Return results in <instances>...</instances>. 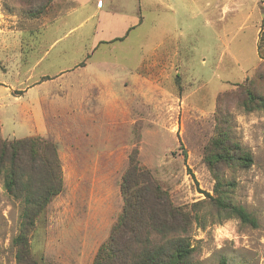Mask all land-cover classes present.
Returning a JSON list of instances; mask_svg holds the SVG:
<instances>
[{
  "label": "rangeland",
  "instance_id": "obj_1",
  "mask_svg": "<svg viewBox=\"0 0 264 264\" xmlns=\"http://www.w3.org/2000/svg\"><path fill=\"white\" fill-rule=\"evenodd\" d=\"M49 2L0 0V143L52 141L62 172L28 232L32 258L92 264L121 213L135 151L195 218L194 262L264 264V0H91L52 21ZM102 31L112 38L97 42ZM248 88L261 97L251 110ZM218 125L251 163L219 162L214 191L205 155ZM218 193L255 225L213 207L207 195ZM21 212L0 175V264H17Z\"/></svg>",
  "mask_w": 264,
  "mask_h": 264
},
{
  "label": "trees",
  "instance_id": "obj_2",
  "mask_svg": "<svg viewBox=\"0 0 264 264\" xmlns=\"http://www.w3.org/2000/svg\"><path fill=\"white\" fill-rule=\"evenodd\" d=\"M260 99L248 88L242 106L251 110ZM226 121V117H220L222 125ZM134 155L132 151L121 178V213L92 264H198L191 259L193 248L188 237L190 223L195 218L187 209L171 203L168 194L148 170L138 165ZM205 160L216 180L214 191H219L222 182L216 172L217 164L236 161L247 167L251 155L232 140L227 129L218 125L216 136L207 146ZM0 175L6 192L22 205L18 232L12 239L16 263L38 264L30 254L28 232L63 186L56 144L33 137L1 141ZM207 196L211 205L226 216L255 225V219L242 206L228 202L219 193L215 197ZM220 264H225L224 260Z\"/></svg>",
  "mask_w": 264,
  "mask_h": 264
},
{
  "label": "crops",
  "instance_id": "obj_3",
  "mask_svg": "<svg viewBox=\"0 0 264 264\" xmlns=\"http://www.w3.org/2000/svg\"><path fill=\"white\" fill-rule=\"evenodd\" d=\"M90 1L91 0H50L49 7L45 13L46 15L45 14L43 15L50 18V19H45V20L52 21V19L60 15L63 12V9H65L66 7L73 6V8H75L76 5L83 7V6H86ZM99 1L101 2L102 0H96L97 3ZM92 15L93 13L86 16L84 20H88L89 18H91ZM104 19H105V16L102 17L100 20H104ZM100 20H97V21H100ZM131 20H132V23H129L128 25H126V27L133 25L135 23L138 24V22L140 21V16L138 15V16L132 17ZM111 38L112 37L109 33L102 31L100 37L96 41L97 42L107 41Z\"/></svg>",
  "mask_w": 264,
  "mask_h": 264
}]
</instances>
